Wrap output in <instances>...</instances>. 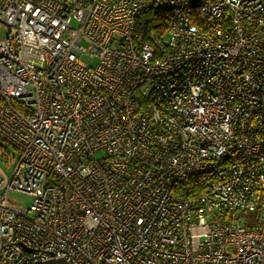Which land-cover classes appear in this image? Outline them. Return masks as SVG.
Here are the masks:
<instances>
[{"label":"built area","instance_id":"1","mask_svg":"<svg viewBox=\"0 0 264 264\" xmlns=\"http://www.w3.org/2000/svg\"><path fill=\"white\" fill-rule=\"evenodd\" d=\"M0 139V264H264V0H0Z\"/></svg>","mask_w":264,"mask_h":264},{"label":"rangeland","instance_id":"2","mask_svg":"<svg viewBox=\"0 0 264 264\" xmlns=\"http://www.w3.org/2000/svg\"><path fill=\"white\" fill-rule=\"evenodd\" d=\"M95 62V58L90 60ZM16 159V153L12 146L0 139V177L5 175L10 177L13 171V160ZM1 193V191H0ZM10 197L16 200L23 199V206H27L29 200L24 195L18 193H10Z\"/></svg>","mask_w":264,"mask_h":264},{"label":"trees","instance_id":"3","mask_svg":"<svg viewBox=\"0 0 264 264\" xmlns=\"http://www.w3.org/2000/svg\"><path fill=\"white\" fill-rule=\"evenodd\" d=\"M156 11H152V13H148L146 16L150 14H154ZM246 216V226L247 227H254L256 223V216L258 215L259 211L256 209L255 211H244L243 212Z\"/></svg>","mask_w":264,"mask_h":264},{"label":"water","instance_id":"4","mask_svg":"<svg viewBox=\"0 0 264 264\" xmlns=\"http://www.w3.org/2000/svg\"><path fill=\"white\" fill-rule=\"evenodd\" d=\"M42 264H69V263L63 257H51L44 260Z\"/></svg>","mask_w":264,"mask_h":264}]
</instances>
